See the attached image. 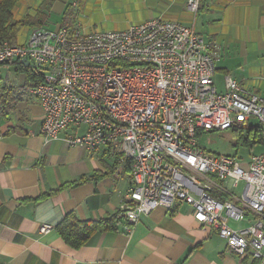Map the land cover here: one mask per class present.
I'll return each instance as SVG.
<instances>
[{
  "label": "built area",
  "instance_id": "built-area-1",
  "mask_svg": "<svg viewBox=\"0 0 264 264\" xmlns=\"http://www.w3.org/2000/svg\"><path fill=\"white\" fill-rule=\"evenodd\" d=\"M185 6L196 15L201 0ZM217 58V47L193 26L162 18L113 31L37 27L24 42L0 43V63L26 59L41 74L30 93L43 110L45 140L83 127L67 133L66 142L89 151L105 147L117 159L115 169L128 168L117 217L135 223L158 206L186 203L195 221L216 231L231 251L264 264V151L241 160L213 154L198 140L203 132L241 129L252 120L264 124L257 93L228 74L217 90ZM248 214L245 227L228 224Z\"/></svg>",
  "mask_w": 264,
  "mask_h": 264
},
{
  "label": "crops",
  "instance_id": "crops-1",
  "mask_svg": "<svg viewBox=\"0 0 264 264\" xmlns=\"http://www.w3.org/2000/svg\"><path fill=\"white\" fill-rule=\"evenodd\" d=\"M42 1H19L16 16L33 15L28 7L37 8ZM68 3L54 0L49 15L62 14ZM185 3L84 0L101 17L92 20L100 25L118 22L128 27L162 18L193 26L218 49L213 76L217 90L223 91L228 74L264 99V0H201L196 15ZM140 14L144 17L127 20ZM25 84L20 74L18 99L9 113L0 114V264H257L249 255L243 260L216 231L198 224L186 203L158 206L135 223L117 217L130 185L128 168L115 169L117 159L105 147L89 151L66 142L67 133L83 132V127L45 140L40 132L42 107ZM81 176L93 177L76 183ZM68 212L81 220L116 215V229L96 233L85 245L72 248L55 229ZM250 219L248 214L237 222L240 227L231 226L230 220L228 224L243 228ZM41 225L50 228L41 232Z\"/></svg>",
  "mask_w": 264,
  "mask_h": 264
},
{
  "label": "trees",
  "instance_id": "trees-1",
  "mask_svg": "<svg viewBox=\"0 0 264 264\" xmlns=\"http://www.w3.org/2000/svg\"><path fill=\"white\" fill-rule=\"evenodd\" d=\"M19 1L21 0H0V43L4 41L9 43L18 42V35L24 27L32 30V28L44 26L45 20L49 16L51 5L54 2V0H43L33 15L28 13L18 18L15 14V7ZM68 5L66 4L64 8L65 12L68 9ZM58 26H68L64 17ZM4 65V63H0V66ZM10 66H14L17 73L24 75L26 90H30L42 81L41 74L34 71L30 65L18 62ZM17 99L16 86H0V114L4 116L9 113L10 105L14 104ZM232 132L240 133L243 143L247 146L254 144L264 145V124L262 123H258V125L252 124L238 130H232ZM92 177L81 176L76 183ZM117 221L116 215L99 220H81L74 212H68L56 224L55 229L66 244L72 248H79L85 245L94 234L115 230ZM247 258L248 256H245L243 260ZM255 263H257L256 260Z\"/></svg>",
  "mask_w": 264,
  "mask_h": 264
},
{
  "label": "rangeland",
  "instance_id": "rangeland-1",
  "mask_svg": "<svg viewBox=\"0 0 264 264\" xmlns=\"http://www.w3.org/2000/svg\"><path fill=\"white\" fill-rule=\"evenodd\" d=\"M77 1V3H76ZM68 9L67 11H63L60 13H51L48 18L45 20V25L42 27L53 29L57 27L63 17L65 18L66 24L68 26H72V28H78L83 32H94V31H113V30H123L127 28L124 23L114 22L109 24L100 25L99 23L93 22V18H101L97 17L95 14L91 13L88 7H85L84 0H68ZM30 9L27 12H34L37 8H34L33 5L29 6ZM20 9H18V12ZM51 11H49L50 13ZM122 12L118 13L121 14ZM28 14V13H25ZM24 14V15H25ZM23 16V15H22ZM144 15H136V16H128L127 20H136L137 18H143ZM19 18V17H18ZM27 28L24 27L20 32L19 42H24L27 40L29 36V31L27 32ZM22 33V37H21ZM20 74L15 71L14 66H0V86L10 85L17 86L19 84ZM252 124L258 125V122L255 120L251 121ZM238 130V129H235ZM200 145L207 149L209 152L213 154H226V155H234L237 158L243 160L250 158L255 153H260L264 151L263 144H254L252 146H247L243 143V138L240 133L232 132V130H220V131H211V132H203L199 134L198 137ZM243 187V183L240 182L233 190V193L239 195L241 189ZM231 226L240 227L241 223H237L236 221H230Z\"/></svg>",
  "mask_w": 264,
  "mask_h": 264
},
{
  "label": "water",
  "instance_id": "water-1",
  "mask_svg": "<svg viewBox=\"0 0 264 264\" xmlns=\"http://www.w3.org/2000/svg\"><path fill=\"white\" fill-rule=\"evenodd\" d=\"M23 63H24L25 65H28V61H27L26 59L23 60Z\"/></svg>",
  "mask_w": 264,
  "mask_h": 264
}]
</instances>
